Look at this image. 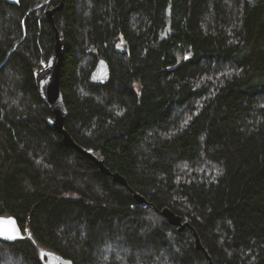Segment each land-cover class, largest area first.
Masks as SVG:
<instances>
[{
	"label": "trees",
	"instance_id": "trees-1",
	"mask_svg": "<svg viewBox=\"0 0 264 264\" xmlns=\"http://www.w3.org/2000/svg\"><path fill=\"white\" fill-rule=\"evenodd\" d=\"M61 2L0 0V216L25 235L0 264H264V0H65L54 26ZM56 31L66 130L128 187L48 124Z\"/></svg>",
	"mask_w": 264,
	"mask_h": 264
},
{
	"label": "water",
	"instance_id": "water-1",
	"mask_svg": "<svg viewBox=\"0 0 264 264\" xmlns=\"http://www.w3.org/2000/svg\"><path fill=\"white\" fill-rule=\"evenodd\" d=\"M10 4L19 5L21 0H7ZM65 0H62L58 7L51 8L46 11V19L55 26V15L64 8ZM66 53V48L58 31H56V43L54 50L47 65L34 72L35 83L40 97L49 107L53 117L48 120V124L55 128L63 137V142L66 146L74 149L87 159L95 163L100 172L106 176L112 177L113 180L128 187L126 180L118 173H112L106 165L104 159L95 156L93 150H89L78 145L66 130L65 123L68 117V109L64 101L61 90V70ZM111 76V70L108 62L104 59L98 61L91 75V83L94 86L105 85ZM135 199L140 204H147L146 199L138 194H134ZM161 215L166 218L173 226L178 227L179 232L190 228L188 222L183 223V219L168 208L161 211ZM27 235L29 231L27 230ZM196 235V234H195ZM25 237L22 228L20 227L15 217L0 216V241L6 243H14ZM197 249L205 251L200 239L196 235ZM42 264H75L72 260L49 250L40 252ZM209 264H215L210 260Z\"/></svg>",
	"mask_w": 264,
	"mask_h": 264
}]
</instances>
